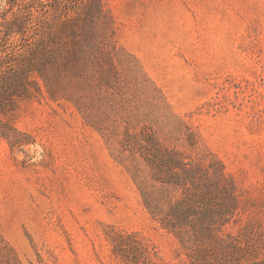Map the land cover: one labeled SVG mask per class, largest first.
<instances>
[{
	"label": "rangeland",
	"instance_id": "rangeland-1",
	"mask_svg": "<svg viewBox=\"0 0 264 264\" xmlns=\"http://www.w3.org/2000/svg\"><path fill=\"white\" fill-rule=\"evenodd\" d=\"M59 2L32 0L29 98L0 114V264H264V0ZM172 156L223 165L229 222L163 227L194 192Z\"/></svg>",
	"mask_w": 264,
	"mask_h": 264
},
{
	"label": "trees",
	"instance_id": "trees-1",
	"mask_svg": "<svg viewBox=\"0 0 264 264\" xmlns=\"http://www.w3.org/2000/svg\"><path fill=\"white\" fill-rule=\"evenodd\" d=\"M12 1L16 0H10L9 3ZM59 1L54 0V6L62 5L63 2ZM80 1L88 10L103 11L102 0ZM53 4L49 7H54ZM16 6L20 12L22 9L25 10L26 15L15 16L12 20H7V14L0 16V114L6 116L17 111L19 101L29 98L28 58L31 53L29 47L32 45V41L28 37V28L35 27L39 31L42 29L41 18L35 14L36 12L40 15L42 13L34 7L32 0H29V6L21 5L19 7L15 3L10 4L7 13L13 11ZM64 7L69 8L67 4ZM34 19H37L35 25L31 26ZM19 35L23 37L24 44L11 43V40ZM24 47L27 49L24 50ZM0 126L1 128H11L8 124H0ZM169 163L180 175L179 182L183 185L192 184L194 192L185 195L171 207L167 217L163 219L164 228L173 233H180L185 230V226L192 228L202 226L204 218L213 224L229 222L238 209L236 187L220 162L200 167L195 163H185L183 158L173 157L169 159ZM205 184V188L202 189L201 187ZM213 190L223 195L222 199L220 198L221 204L218 210L212 208L211 199L209 203L205 200V196L211 198V194L215 193ZM186 191L188 190L186 189Z\"/></svg>",
	"mask_w": 264,
	"mask_h": 264
}]
</instances>
